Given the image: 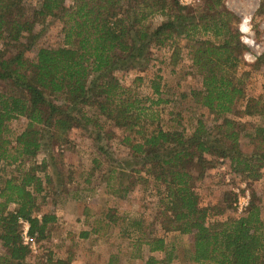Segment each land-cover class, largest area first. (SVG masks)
Returning a JSON list of instances; mask_svg holds the SVG:
<instances>
[{
	"label": "trees",
	"instance_id": "1",
	"mask_svg": "<svg viewBox=\"0 0 264 264\" xmlns=\"http://www.w3.org/2000/svg\"><path fill=\"white\" fill-rule=\"evenodd\" d=\"M23 1L0 0V264H30L31 248L22 242L18 218L28 223V237L37 246L57 220L54 213L39 214L37 200L46 188L54 193L55 189L53 172H48L53 155L37 162L38 153L48 146L67 145L73 129L102 142L106 125L122 131L120 143L130 160V183L123 186V171L112 169L106 189L123 198L137 183L151 182L157 197L153 219L163 236L152 234L141 217L130 218V232L123 233L132 241L137 253L133 257L142 258L139 250L145 248L149 255L144 264L172 263L178 257L165 237L176 234L191 246L184 253L190 264H264V206L258 197L252 194L245 212L231 217L235 194L224 192L214 204L201 206L195 191L219 160L227 161L231 173L245 182L259 180L264 167V128L247 132L249 128L236 120H264V85L252 97L244 88L248 72L264 66V55L246 71L238 70L244 66L243 48L230 27L233 16L208 14L217 10L219 0L205 2L200 16L183 15L177 0H76L69 8L61 0H39V9L30 17ZM172 8L176 13L166 14ZM156 16L166 20L154 25ZM47 18L62 24L63 45L32 52L40 35L35 29ZM177 36L188 41L201 77L189 97L214 117L210 127L197 120L189 133L161 127L158 108L171 100L160 76L150 81L149 96L137 92L141 77L126 86L115 76L144 69L151 48ZM177 57L175 49L173 64ZM231 114L235 119L227 117ZM18 118L26 124L12 138L7 125ZM104 136L109 140L114 134L107 131ZM243 138L252 145L247 154L241 149ZM97 153L106 155L105 147L98 146ZM14 165L10 175L4 174ZM60 176L54 170L58 183ZM115 222L108 215L94 220L79 236L99 237ZM154 253L163 258L157 260ZM44 263L69 260L53 261L48 255Z\"/></svg>",
	"mask_w": 264,
	"mask_h": 264
},
{
	"label": "rangeland",
	"instance_id": "2",
	"mask_svg": "<svg viewBox=\"0 0 264 264\" xmlns=\"http://www.w3.org/2000/svg\"><path fill=\"white\" fill-rule=\"evenodd\" d=\"M61 1L65 8L73 6L76 2V0ZM207 1L210 2V0H199L197 5L189 8L181 7L177 1V6L183 9L181 12L185 16L191 14L200 16L205 12L204 3ZM39 3V0H24L25 15L30 17L34 11H37ZM176 10L177 8H172L167 10L166 14L176 13ZM218 11L228 12L233 16L230 27L232 30H236L238 41L243 48L241 59L244 66L238 70L246 71L257 58L264 55V0H219L217 10L208 12V14L216 16L215 13ZM244 18L250 20L252 36L258 46V56L254 55L253 50L247 48L240 41L241 34L238 28ZM164 20H166L165 16H156L152 22L156 25ZM61 29L62 24L58 20L47 18L42 26L39 25L35 29L36 32H40V35L35 41L36 44L32 52L39 48L62 46ZM175 49L178 51V57L173 64L172 52ZM191 52L189 43L183 36L173 37L166 41L164 46L151 48L149 62L142 64L144 69L124 70L115 74L126 86H130L135 77H141L143 81L137 85V92L141 96L151 95L149 83L154 76H160L161 85L164 86L163 91L167 92L169 100H171V104L158 108L159 123L164 130L189 133L199 119L206 126L213 125L214 117L206 110L200 109L189 97V92L198 88L201 80L193 66ZM246 55L255 56L256 59H245ZM263 85L264 66L259 70L248 72L244 79L247 96H257ZM227 117L235 119L232 114ZM236 120L249 128L247 132L256 126L264 128V120L257 118H236ZM101 121L103 120L101 119ZM25 124L26 120L23 118L9 122L7 125L9 136L12 138L17 136L24 129ZM104 128L102 142L95 143L88 133L80 129H73L68 134L69 143L67 145L48 146L38 153L37 162L53 155V162L48 161L50 165L48 172L50 173L51 170L53 172L55 189L54 193L52 187L46 188L45 194L37 200L39 214H55L57 210L59 213L57 212V221L47 227V237L38 242V246L35 244L34 250L31 249L27 259L28 263L45 264V259L49 255L53 261L66 262L69 260V264H144L145 258L149 255L145 248L139 250L142 258L133 257L137 253L130 246L132 241L127 237V233L130 232V218L141 217L145 224H149L152 234L163 236L162 230L153 219L158 211L156 209L157 197L151 182L147 185L137 183L132 191H129L123 198L114 197L110 194L109 189H106L105 182H107L112 169L123 171V186L130 183V166H127L128 163L130 165V160L128 162L127 148L120 143L123 136L122 131L109 125ZM107 131L112 132L114 137L107 140L104 136V132ZM240 144L244 153L252 151V145L246 138H243ZM98 146L105 147L106 155L102 156L97 153ZM94 160L98 164H94ZM218 163V166L210 170L195 189L201 206L214 204L224 192L235 194V203L237 197L243 196L245 192H248L249 200L252 194H255L262 207L264 206V167L259 180L245 182L231 173L227 161L219 160ZM96 164L99 165L97 168H95ZM14 170L15 165L6 168L4 174L10 175ZM54 170L61 175L59 183L54 178ZM86 179L89 180L88 183L85 182ZM43 196L45 197L42 200ZM235 203L233 211L229 214L231 217H239L243 214L237 212L234 207ZM107 215L116 220L115 225H110L103 230V235L99 237L80 238L81 233L90 230L94 220H104ZM124 230L127 233H123ZM165 240L167 244L175 247V254L178 257L170 264H190L184 259L185 251L191 247L185 237L168 234ZM153 256L157 260L163 258V255L159 253H154Z\"/></svg>",
	"mask_w": 264,
	"mask_h": 264
},
{
	"label": "built area",
	"instance_id": "3",
	"mask_svg": "<svg viewBox=\"0 0 264 264\" xmlns=\"http://www.w3.org/2000/svg\"><path fill=\"white\" fill-rule=\"evenodd\" d=\"M177 1L181 7H185V8L194 7L199 2V0H177ZM238 30L241 34L240 35L241 43L245 45L247 48H249L250 50H253V52L255 53L254 55L258 56L259 55L257 52L258 46L255 43L253 36H252L250 20L248 18H244L241 21V24L239 25ZM250 58L256 59L255 56H251V55H246L245 57V59H250ZM248 204H249V196H248V192H245L243 196L237 197L234 207L236 208L238 213L242 214L245 212ZM17 225L19 226V231H20L22 242L25 245H28L32 250H34L35 243L32 240H30L27 234L28 233V223L25 220L18 218Z\"/></svg>",
	"mask_w": 264,
	"mask_h": 264
},
{
	"label": "crops",
	"instance_id": "4",
	"mask_svg": "<svg viewBox=\"0 0 264 264\" xmlns=\"http://www.w3.org/2000/svg\"><path fill=\"white\" fill-rule=\"evenodd\" d=\"M57 212L59 213V210H57ZM55 213V216H56V219H57V215H58V213ZM57 221V220H56ZM89 236H91V235H89ZM157 254V253H156ZM154 254H152V256H153ZM154 257V256H153Z\"/></svg>",
	"mask_w": 264,
	"mask_h": 264
}]
</instances>
